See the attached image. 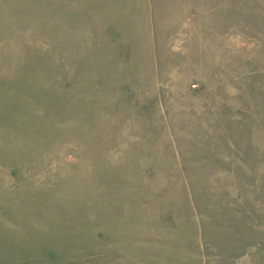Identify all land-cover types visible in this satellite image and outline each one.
<instances>
[{
    "label": "rangeland",
    "instance_id": "obj_1",
    "mask_svg": "<svg viewBox=\"0 0 264 264\" xmlns=\"http://www.w3.org/2000/svg\"><path fill=\"white\" fill-rule=\"evenodd\" d=\"M23 63L0 152L39 207L0 189V264H264V0H0V79Z\"/></svg>",
    "mask_w": 264,
    "mask_h": 264
},
{
    "label": "bare ground",
    "instance_id": "obj_2",
    "mask_svg": "<svg viewBox=\"0 0 264 264\" xmlns=\"http://www.w3.org/2000/svg\"><path fill=\"white\" fill-rule=\"evenodd\" d=\"M25 59H29V56L26 55ZM31 66H32V64L30 65V67ZM29 72H30V70L28 69V66L26 67V65L23 63L22 66H21V72L15 73L14 77L0 79V91L6 92V88H8L9 92H10V93L7 94L6 105H5V103L0 105V108H1L0 109V147H1L2 141L5 140V139H8L9 136L14 134L13 131L16 130V128H14L13 126H4V125L8 122V120L11 117L14 118V119L16 118V115L14 113H15L16 109H18V107L21 106L22 108H30L32 112L35 109L38 110L37 105L35 103L36 96H34V94H36V93L35 92H31V96L28 97L27 95H25V91L27 89L30 90L33 87L45 86V85H44V83H34L33 85L27 86L26 85V81H28L29 79H26V77H28ZM29 75H32V74H29ZM18 84L21 87L20 90L17 89ZM19 96H20V99H18ZM9 98H12L13 100H9ZM15 99L17 100V102L15 101ZM7 118H9V119L6 120ZM43 119H44L43 116L39 117L40 122H43L44 121ZM29 122H31V121L26 120V123H25L24 127L27 128ZM51 126L50 125L49 126H46V125L39 126L37 128L38 136H39L38 138L42 137V138H44L46 140L49 139L52 144H54L55 142H58V141H63L65 143V141L68 142V141H73L74 140V137L72 138V136H71L72 134L69 132L68 129H64V131H61L62 135L59 136L58 132H60V131H58L56 129L57 127L55 125H51ZM19 137L22 138V135L19 134ZM20 143H22V142L20 141ZM21 149H22V147H21ZM34 151L35 152H33L32 154L38 155V156H40L42 158L41 155H42L43 152H38L37 150H34ZM19 153L23 154L22 152H19ZM51 153L48 150L45 151V154L47 155V159H48L47 162L50 163V158H51V160H61L62 159V158H59V157L55 156L53 153L52 154ZM72 153H73L72 150L69 148V149L63 151V153H61V155L63 154L64 156H69ZM1 157H5V156L2 155V153L0 152V189L5 194V197H4L5 198V202H7L8 205L14 206L15 204H19V206L21 207V209L19 210V217L21 219H19V221L26 222L29 219L28 215H31V216L36 215V212H38V210L35 209L36 206H34V204L36 203L38 205V207H39V203L37 201H35V202H33V205L27 204L23 208H22L20 203L23 204V201H25V200L28 203H30V201L27 198H31L34 195H36V196L40 195V194H37L40 191L37 190L36 188H41V187H39L37 185L36 186H32V187H36V188H32L31 187L29 189V194L28 195L14 193L15 189L21 190L23 188L22 186H23L24 182H27V186H29L28 185L29 182L24 179L27 176H25V177L22 176L24 180L21 177H20L21 179H18V181H14V180L10 179V177L7 176V174H6V169H7L6 163L3 162ZM8 160L11 161L10 158ZM37 162L41 163V160H37ZM81 162H84V161L81 160ZM83 167H85V164H83L82 168ZM84 169H86V167ZM21 171L24 172V170H21ZM30 172L33 173V170H31ZM26 189H28V188H26ZM1 190H0V195L2 194ZM48 191H50V189ZM51 193L53 194L52 191H51ZM6 200H8V201H6ZM36 200H38V199L36 198ZM11 209H13V208H11ZM48 219L55 220L56 218L51 216V214H50V216H48ZM43 234L44 235H48L49 232H44ZM43 234H41L38 231V233H36V236H42ZM32 247L33 246L31 244L28 245V246H25V247L22 245V248L28 249V250H31ZM14 255L15 254H12L13 258H12V262L11 263H14V261L16 259H22V257L17 258Z\"/></svg>",
    "mask_w": 264,
    "mask_h": 264
}]
</instances>
